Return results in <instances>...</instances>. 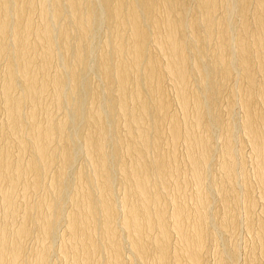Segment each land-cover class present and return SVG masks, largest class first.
I'll return each instance as SVG.
<instances>
[{
  "label": "bare ground",
  "instance_id": "obj_1",
  "mask_svg": "<svg viewBox=\"0 0 264 264\" xmlns=\"http://www.w3.org/2000/svg\"><path fill=\"white\" fill-rule=\"evenodd\" d=\"M0 264H264V0H0Z\"/></svg>",
  "mask_w": 264,
  "mask_h": 264
}]
</instances>
